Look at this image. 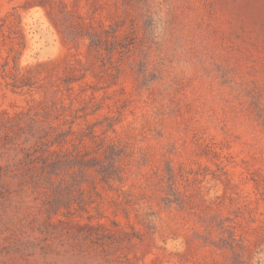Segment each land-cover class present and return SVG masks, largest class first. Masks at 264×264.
<instances>
[{
  "label": "rangeland",
  "instance_id": "obj_1",
  "mask_svg": "<svg viewBox=\"0 0 264 264\" xmlns=\"http://www.w3.org/2000/svg\"><path fill=\"white\" fill-rule=\"evenodd\" d=\"M0 264H264V0H0Z\"/></svg>",
  "mask_w": 264,
  "mask_h": 264
}]
</instances>
